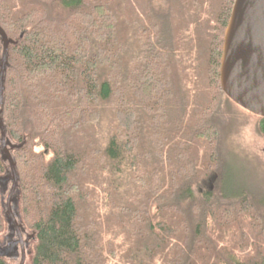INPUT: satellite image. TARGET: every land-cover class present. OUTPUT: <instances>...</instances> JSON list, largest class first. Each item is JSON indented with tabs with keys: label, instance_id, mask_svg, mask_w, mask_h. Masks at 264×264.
I'll return each mask as SVG.
<instances>
[{
	"label": "trees",
	"instance_id": "obj_1",
	"mask_svg": "<svg viewBox=\"0 0 264 264\" xmlns=\"http://www.w3.org/2000/svg\"><path fill=\"white\" fill-rule=\"evenodd\" d=\"M233 1L0 0L29 264H264V171L226 151Z\"/></svg>",
	"mask_w": 264,
	"mask_h": 264
},
{
	"label": "water",
	"instance_id": "obj_2",
	"mask_svg": "<svg viewBox=\"0 0 264 264\" xmlns=\"http://www.w3.org/2000/svg\"><path fill=\"white\" fill-rule=\"evenodd\" d=\"M0 43L2 48L0 56V158L6 165L5 174L0 176V187L11 181L7 197V212L3 211V216L11 228L20 229L22 227L21 230H23L22 224L16 222L10 211V202L16 201V190L19 187V177L12 151L21 145L10 142L2 117L9 45H16L18 41L9 38L0 26ZM219 82L222 91L232 102L264 118V0L233 1L223 33ZM18 237L17 240L9 239L6 247L0 246V257L13 255L14 247L20 245L19 264H24V245L27 240H22L20 235Z\"/></svg>",
	"mask_w": 264,
	"mask_h": 264
},
{
	"label": "rangeland",
	"instance_id": "obj_3",
	"mask_svg": "<svg viewBox=\"0 0 264 264\" xmlns=\"http://www.w3.org/2000/svg\"><path fill=\"white\" fill-rule=\"evenodd\" d=\"M234 104V103H233ZM232 105L230 108L226 109L224 111L225 114H230L233 117V123H232V132L229 135L225 136V139L227 140V148L226 151H229L230 149H233L235 152L238 151L242 154L247 155L248 165L250 166V163L253 165V170L256 169V171H264V144H263V135L260 134L258 130V122H259V116L252 114L250 112H246L245 110L240 109L235 104L233 106V110L231 113ZM236 124V125H235ZM264 133V132H263ZM250 186H258L256 185V182L253 180H250L248 182ZM11 188V181H8L4 186L0 187V204L2 206V215L3 211L6 213V204H7V197L8 193ZM18 195H16V201L10 202V211L13 214L14 218L16 219V222L18 224H21L20 218L18 216V207H17V200ZM6 228L3 233H0V246L6 247L8 245V234L11 232L9 230V225L7 222H5ZM23 226V225H22ZM22 228V227H21ZM20 228V230H21ZM24 230V231H23ZM22 230V240L29 242L26 245H24V253H25V261L24 264H29V249L30 245L32 243V237L31 232L23 227ZM17 240L16 236L15 239ZM20 245H17L16 249L13 251V255H5V258H11L14 257L15 259L19 260L21 258V250ZM13 258V259H14ZM16 260V261H17Z\"/></svg>",
	"mask_w": 264,
	"mask_h": 264
},
{
	"label": "flooded vegetation",
	"instance_id": "obj_4",
	"mask_svg": "<svg viewBox=\"0 0 264 264\" xmlns=\"http://www.w3.org/2000/svg\"><path fill=\"white\" fill-rule=\"evenodd\" d=\"M234 103V102H233ZM235 104V103H234ZM237 107H239L240 108V106H238L237 104H235ZM240 109H242V110H245V109H243V108H240ZM246 112H247V110H245ZM261 118V117H260ZM6 212H7V204H6ZM6 216H8V215H6ZM13 227V226H12ZM9 230L11 231L9 234H8V239L10 238V240H14L15 239V236H16V238L18 239L19 237V235L21 236V239H22V230H20V229H15L14 227L13 228H11L10 227V225H9ZM27 243H29V242H26V244ZM25 244V245H26ZM28 245V244H27ZM20 247V246H19ZM16 248L14 247V249H13V251L15 250ZM20 250H21V247H20ZM21 252V251H20Z\"/></svg>",
	"mask_w": 264,
	"mask_h": 264
}]
</instances>
